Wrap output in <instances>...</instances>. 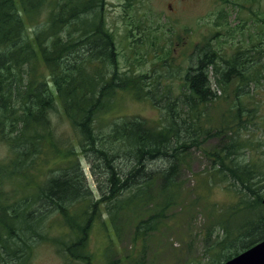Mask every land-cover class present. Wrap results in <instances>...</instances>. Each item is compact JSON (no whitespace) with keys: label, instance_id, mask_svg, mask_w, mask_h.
I'll list each match as a JSON object with an SVG mask.
<instances>
[{"label":"trees","instance_id":"1","mask_svg":"<svg viewBox=\"0 0 264 264\" xmlns=\"http://www.w3.org/2000/svg\"><path fill=\"white\" fill-rule=\"evenodd\" d=\"M31 1L0 0V140L10 149L9 158L0 162L1 242L5 244L14 239L28 247L32 240H52L48 237L50 222L46 217L51 210H56L60 225L67 227L69 240L73 243L54 239L55 243L62 245L74 258L92 264L91 254L86 251L87 240L100 220L103 204L107 203V214L113 223L122 212L138 215L136 209L151 203L148 191L160 181V198L153 203L156 216L172 207L178 192L176 174L182 165L180 161L188 144L195 142L191 134L201 128L202 120L203 131L209 133L211 130L213 120L203 111L220 99L215 88L225 92L234 77L241 78L243 85L249 82L244 74L248 67L241 70L236 56L221 67L218 50L207 44L196 46L197 65L186 73L183 96L170 101L172 108L162 118L164 122L156 125L142 118H119L108 130L109 140L101 142L102 134L95 123L103 113L119 104L115 99L123 94L119 88L125 92L133 91L139 100L150 95L147 89L143 94L145 87H140V80L124 79L116 71L115 34L105 27L101 15L104 0L57 3L58 9L51 13L49 22L37 26L33 39H29L25 16L38 19L36 16L48 2L33 0L31 4ZM228 2L236 4L235 0ZM70 31L80 32L81 44H78L79 38H72ZM95 62L98 64L92 65ZM42 63L51 72L50 81H46L44 75L41 80L40 75L34 74L37 65ZM97 69L102 75L92 72ZM260 72L254 81L262 78ZM162 98L161 95L153 99V103L165 110L167 107L161 105ZM239 105L223 116L218 133L231 129L232 121L237 123L238 130L249 124V116L244 119L247 110ZM59 108L78 131L83 155L91 154L100 163H105L103 171L108 176L112 208L105 201V195L94 202L78 164L79 153L73 152L68 145H60L55 136L50 117ZM120 119L124 120L121 122ZM237 144L240 145L236 142L231 147ZM228 151H223L227 157ZM70 154L77 158L76 173L63 169L44 185L38 182L32 168L39 162L51 161L50 156L74 162L71 157L67 158ZM216 157L219 160L220 153ZM156 161H161V166L150 170L147 165ZM225 164L229 162L219 161V166H223L219 167V172H225ZM230 165H234L232 176L235 180L241 184L249 182L246 187L248 199L244 200L243 209L257 213L247 219V223L237 225V231L247 235L248 241L239 248L237 246L233 254L221 257L219 264L264 239V202L258 198V193L255 194L261 192L264 185H259L261 181L250 182L255 172L250 164L238 166L233 161ZM71 174H75V178ZM236 212L234 208L233 213ZM233 226L234 223H230L226 228L230 234H234ZM137 230L140 231V227ZM135 238H141L139 232ZM15 246L19 247L18 244ZM20 252L25 251L21 248Z\"/></svg>","mask_w":264,"mask_h":264},{"label":"rangeland","instance_id":"2","mask_svg":"<svg viewBox=\"0 0 264 264\" xmlns=\"http://www.w3.org/2000/svg\"><path fill=\"white\" fill-rule=\"evenodd\" d=\"M47 1L36 16L38 19L25 16L29 39H33L37 26L49 22L51 13L58 9L57 3L67 0ZM235 3L230 5L228 0H104L101 15L105 27L115 34L116 71L124 79L140 80V87H145L143 94L148 90L150 95L139 100L133 91L125 92L119 88L123 92L115 98L119 104L116 103L113 111L103 113L95 123L102 134L101 142L109 140L108 130L119 118H142L156 125L164 122L162 118L172 108L170 101L183 96L186 73L197 65L195 48L198 45L207 44L218 50L221 67L236 56L241 70L248 67L244 74L250 81L243 85L241 78L234 77L225 92L215 88L220 99L203 111L213 120L211 130L209 133L203 131L204 120L199 130L195 131L193 127L191 135L195 142L188 144L180 161L182 165L176 174L178 192L172 207L156 216L153 203L160 198V181L148 191L151 203L136 209L138 215L122 212L113 223L107 214V203H101L100 220L87 240L86 251L91 254L92 264H219L221 257L233 254L237 246L239 248L248 241L247 235L237 231V225L247 223L257 211L243 209L244 200L248 199L246 187L249 182L241 184L235 180L232 176L234 165L230 164L233 161L238 166L250 164L255 171L250 182L261 181L259 185H264V0H235ZM70 33L74 40L80 37V32ZM77 41L78 44L82 42L80 38ZM98 71L92 72L102 75ZM257 72L262 78L254 81ZM34 74L40 75L39 79L44 75L46 81L52 79L43 63L37 65ZM161 95V105L167 107L165 110L153 103V99ZM238 105L247 110L244 119L249 116V124L238 130L237 123L232 121L231 129L218 133L223 116L232 107L236 110ZM50 118L60 145H68L73 152L79 153L78 164L91 198L98 202L105 195V201L109 203L112 195L108 176L103 171L105 163H100L91 154L83 155L78 131L61 108L52 112ZM236 142L240 145L231 147ZM225 149L229 150L228 157L223 153ZM230 152L235 155H229ZM9 155V147L0 140V162ZM50 157L51 161L39 162L32 168L41 185L63 169L76 173L75 155L67 156L74 162H66L63 157ZM219 161L229 162L224 165L223 173L219 172V167H223L219 166ZM161 164L156 161L147 166L156 170ZM71 176L75 178V174ZM257 193L264 202V189ZM109 206L112 208L110 203ZM234 208L236 213H233ZM58 216L59 212L51 210L46 217L50 222L48 237L52 240H32L28 247H23L14 239L4 244L0 237V264H87L55 243L54 239L73 243ZM230 223H234V234L226 229ZM137 232L141 236L138 240L135 238ZM21 248L24 253L20 252ZM16 250L19 252L15 253Z\"/></svg>","mask_w":264,"mask_h":264},{"label":"water","instance_id":"3","mask_svg":"<svg viewBox=\"0 0 264 264\" xmlns=\"http://www.w3.org/2000/svg\"><path fill=\"white\" fill-rule=\"evenodd\" d=\"M223 264H264V239Z\"/></svg>","mask_w":264,"mask_h":264}]
</instances>
